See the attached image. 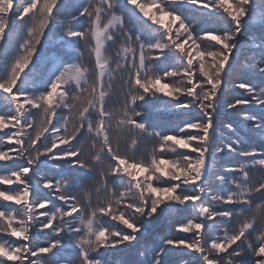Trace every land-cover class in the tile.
Listing matches in <instances>:
<instances>
[{"label": "snow or ice", "instance_id": "6c2138e0", "mask_svg": "<svg viewBox=\"0 0 264 264\" xmlns=\"http://www.w3.org/2000/svg\"><path fill=\"white\" fill-rule=\"evenodd\" d=\"M174 5L195 14L185 15ZM69 6L77 13L71 20L86 17L87 28L71 22L62 27L59 13ZM212 14L220 27H199L203 16ZM257 14L264 29V0H0V132L14 129L0 137V149L5 143L17 146L0 150V162H23L11 170L0 167V185H17L0 190V201L19 206L0 203V233L15 238L0 240V264H62L61 253L68 248L78 251L77 259L66 264H108L102 250L135 247L147 223L178 206L184 215L176 231L193 233V238L145 246L137 264H165L168 246L188 250L192 259L181 264H253L250 257H259L254 264H264V176L254 182L250 174L264 172V145L254 146L255 134L264 140V30L259 37L247 35ZM57 29L58 42L68 51L79 52L77 45L89 42L94 69L56 57L38 83L33 58L40 60L38 46ZM21 33L22 42L9 58L5 46ZM117 39L114 60L106 45ZM245 48L252 55L242 70L258 74L260 85L232 82L250 99L229 100L236 53ZM164 62L167 67H161ZM125 72L123 102L110 111L106 105L114 81ZM162 97L169 98L167 110H183L188 117L171 134L144 122L148 105ZM253 104L260 108L258 116L238 108ZM63 109L67 116L58 113ZM229 110L240 113L248 140L225 121ZM221 129L235 139L228 142ZM86 134L94 149L89 160L81 159ZM143 138L157 143L147 157H137ZM122 139L130 140L124 152ZM225 153L245 160L221 165V174L218 158ZM50 162L68 172L87 170L84 175L100 166V180L92 189L70 175L53 181L42 174ZM45 189L63 205L54 203ZM256 194L261 202L253 207ZM241 217L237 230L224 226ZM253 233H258L254 242Z\"/></svg>", "mask_w": 264, "mask_h": 264}, {"label": "trees", "instance_id": "16d2710c", "mask_svg": "<svg viewBox=\"0 0 264 264\" xmlns=\"http://www.w3.org/2000/svg\"><path fill=\"white\" fill-rule=\"evenodd\" d=\"M174 7H179L181 9V11L185 15H188V16L195 14L186 6L174 5ZM192 8H195V6H192ZM203 12L207 13L208 10H203ZM69 13L66 9H64L63 11H61L59 13V16L61 17V19H63L65 21V24H63V27H67L70 25V22H71L70 16L72 15V10L71 11L69 10ZM75 15H77V13ZM88 26H89V21L87 20L86 17H81L79 19L78 23L74 24V27H77L81 30L87 28ZM199 27L206 28V29H212V28L218 29L220 27V25L215 20V14H212V15H204L203 16V23L200 24ZM258 30L262 31L263 29L261 28L260 22L258 20H255L254 23H251L248 26L247 33L250 34V32H251L253 34H258ZM202 34L203 33H201V35ZM49 36H50V34H49ZM50 38H51V36H50ZM22 39H23V36L21 33L20 38L15 41L14 45H11L10 47L8 45L5 46V47L9 48V53H8L9 58H11L13 55L16 54L18 47H19V44L22 42ZM45 42L46 41H42V44ZM88 43L89 42L81 41L77 45V47L79 48V52H76V51H68V50L64 49L62 45L57 43V41H53V40L48 41V43L44 45V47L46 46V48H45V51H44L42 57L40 58V60L39 61H37L36 59L34 60V62L37 63L36 69L45 68V73L47 74L52 67V65L49 63V61L54 60L56 57H63L69 63L82 62L83 64L87 65L90 69H94V55H92L90 53L89 48H88ZM119 46H120L119 45V39H117L116 44H112L111 42H109L108 45H106L107 54L111 55L114 60H115V54L119 50ZM38 47H39L38 49L41 48L40 46H38ZM236 55H237L238 59L234 64L233 72L231 73L230 77H233L234 79H238V78L243 79V80L242 79L238 80V82L247 81L253 85H260V78H259L258 74L254 75L252 73H249L246 70H242L241 65L244 62V60L246 59V58H244V55H242L241 53H236ZM168 63L169 62H164L161 65V67H167ZM121 76L126 77L127 72L118 75L114 81V93H113L112 98L109 99V101L106 105V107L110 111H116L123 102V90L121 87ZM37 79H38V83L42 81V80H40L39 76H37ZM170 79H176V78H170ZM165 82H169V81L166 80ZM13 91H15V89H13ZM235 91H236L238 97L250 99V97L248 96L247 93H245L247 95V96H245L244 94L240 93L239 89H236ZM183 99H185V98H183ZM167 100H168L167 98L162 97V99L156 100V102H154V103H150L148 105L147 110L144 112V117H145L144 122L148 123V124L158 125L157 130L168 131L169 134H171V132L169 130L174 129V127L177 123H179L182 119H187L188 117L183 115V110H167V106L164 103V101H167ZM138 103L142 104L143 102H138ZM2 107L3 106H0V108H2ZM238 108H243L244 110H249L251 114H256L257 116L259 115V112H260L259 106L254 105V104L250 105V106H241ZM229 112H231L233 114H237V116L233 120H231L229 118V120L227 122H232L233 126L235 128H237L240 136L243 137L245 140H248L249 135H248L247 129L241 128L239 125V121L241 119L240 113L237 110H230ZM64 113H65V116L68 115L67 110H65ZM198 114H199V112L197 110L196 115H198ZM137 119H140V118H137ZM224 119L226 121V116ZM113 129L114 130H113L112 135H113V137H115V135H116L115 121L113 122ZM69 130H71V129L69 128ZM221 131L223 132V134L226 137H229L228 142H231L232 139H235V137L231 133H229L227 129H221ZM1 133L2 132H0V137H3L5 134L1 135ZM129 143H130V140H123V139L121 140L120 149L122 152H124L126 150L127 144H129ZM156 143L157 142L154 139H149V138L141 139V141L137 147V150H136L137 157H140V156L147 157L150 154L153 146L156 145ZM82 144L85 148V153H84V156L81 157V159L89 160L91 153L94 151V149L91 148V137H88L86 134L84 139L82 140ZM12 145L13 144H6L5 143V144H3L2 149H0V150H8V149L14 148L13 146L17 147L16 145H13V146ZM262 145H264V140L261 139L259 134H255L254 146L260 148ZM98 146L99 145H97V147ZM244 160H245V158H233V157H230L228 154L225 153V154H222L218 158L217 166H221V165L232 166L233 164H236L238 161L243 162ZM19 163H23V162L22 161L0 162V167H4L5 165H7V168L12 169V168H15L16 165ZM106 164H107V159H105V166H106ZM218 169L223 171L222 168H218ZM46 171H47V173L50 174L52 170L49 166H47L42 171V174L46 178H49L48 177L49 174H47ZM56 171L57 172H54V176L52 178H49V179H52L53 181H55L57 179H61L65 175L74 176V177L78 178V181H82V184H85V186L88 189L93 188V187L89 186V183L96 179V176L93 174H92V177H88V176L84 177L82 174H84V172L87 170L68 172L66 169H64V170L56 169ZM55 173H57L58 176H55ZM250 174H251L254 182H259L261 177L264 176V172H261L260 170H253ZM2 189H4V186L0 185V190H2ZM5 189H7V188H5ZM43 191L48 192L49 198L54 203H56L57 205H63L64 202L58 201L56 199V196L54 194H52L51 192H49V190L45 189ZM254 202L255 203L253 204V207L255 206L256 203H260L261 200L260 199L258 201L254 200ZM0 203L3 204L2 201H0ZM49 207H51V205H49ZM181 207H183V206H178L177 208H173L171 211L161 213L158 215V217L156 218L155 221H151V222L147 223L146 226L143 228L142 233L139 236L138 242H133L135 244V247H125L124 245H120V246H118L117 249L102 250L103 252H105V259L108 261V264H122L125 260H128V263H126V264H130L129 262H131L132 260H136L137 258L141 259L139 253H140V251L144 250L145 246H148L149 248L157 246V245L159 247H163L162 242L167 238L173 237V235H172L173 233H169L168 228L170 227L171 224L173 226H174V224H175V226L177 225L178 220L176 219V217H174V214H176V215L179 214L180 213L179 209ZM225 207H227V206H225ZM171 218H173L174 220H171ZM242 220H243V217H241L239 219L234 218L233 221L231 223H229L228 226H225V227H227L230 231H233V230H235V226L239 227ZM115 223H117V222H115ZM257 228L259 229L258 226H257ZM47 231L48 230H45V232H47ZM256 234H258V233L252 234L251 239L253 240V242L255 241V235ZM72 238L74 239L75 237L73 236ZM46 239H47V237H41V240H46ZM144 239H147V241H145ZM17 243H20V241H17ZM159 247L156 248L157 251H159ZM77 251L78 250L74 251L71 248L65 249L61 253L62 264H66V262L68 260H73V261L76 260L77 259ZM181 251H182L181 249H173L172 247H168V253H167V255L164 256L165 264H174L175 260L173 258L171 259V256L176 255V253H178L180 255ZM185 251L188 252L187 249ZM191 258H192V256H190L189 260H191Z\"/></svg>", "mask_w": 264, "mask_h": 264}, {"label": "rangeland", "instance_id": "374dc122", "mask_svg": "<svg viewBox=\"0 0 264 264\" xmlns=\"http://www.w3.org/2000/svg\"><path fill=\"white\" fill-rule=\"evenodd\" d=\"M122 2H123V0H122ZM68 3L69 4H71V3H74V1L73 0H68ZM64 9H66L67 11H68V13H69V10L71 11L72 10V15L70 16V18L73 16V15H75L76 14V12H75V9L73 8V7H71V6H69V7H65ZM64 9H62L61 11H63ZM55 11V10H54ZM70 14V13H69ZM251 15V14H250ZM29 18L26 16L25 17V20H28ZM256 20H258L259 21V14H257V16H256ZM64 21V20H63ZM75 23H78L77 21H72L71 20V26H73L74 27V24ZM64 24H65V21H64ZM62 27H63V25H62ZM264 30V29H263ZM257 33V32H256ZM260 33H261V31H259L258 30V34H253V33H251L250 32V34L249 33H247V35H249V36H256V37H259V35H260ZM59 34H61L60 33V29H57L56 30V33L55 34H50V36H51V38L48 40V41H51V40H53V41H57V43H59L58 42V36H59ZM24 34L22 33V36H23ZM242 39H246V37H241ZM18 40V39H17ZM48 41H46L45 43H43V47L42 48H40L39 49V51H38V55L40 56V58L42 57V55H43V53H44V51H45V48H46V46L44 47V45L45 44H47L48 43ZM15 43V42H14ZM14 43H12L11 45H14ZM60 44V43H59ZM61 45V44H60ZM204 46H207V44H205ZM39 48V47H38ZM242 55H244V58H246L247 59V57L249 58L251 55H252V51L250 50V49H248V48H245L242 52H240ZM34 60L36 59V57H34L33 58ZM249 62H251L250 60H249ZM32 66L31 65H29V68H31ZM25 71H27V69L25 70ZM36 76H39L40 77V80H43V78H46V73H45V68H41V69H36ZM242 78H238V79H234L233 77H230V82H229V84L227 85V90H226V95H227V97L229 98V100H234V99H236V98H242V97H238V95H237V93H236V88H233L232 87V82H236V83H239L238 82V80H241ZM243 80V79H242ZM239 91H240V93L241 94H244L245 96H247L246 94H245V92H244V90L243 89H239ZM242 96V95H241ZM163 98H167V99H169L168 97H163ZM184 97H181V99H183ZM238 107H241V106H238ZM66 109H63V110H58V113H62L64 116H65V113H64V111H65ZM34 113L35 112H37V110H32ZM230 111V110H229ZM198 115H200V114H198ZM239 115V114H238ZM237 116V114H233V113H231V112H228L227 113V115H226V121H228L229 120V118L231 119V120H233L235 117ZM33 118H38V117H33ZM54 123H56L55 122V120H54ZM11 131H14V129H4L3 131H2V133H1V135H4L5 133H11ZM31 131V130H30ZM14 145V144H13ZM12 145V146H13ZM14 148H15V146H13ZM181 151H187V150H181ZM73 159H75V158H73ZM52 163L53 162H50L49 163V167L51 168V173L49 174V173H47V171H46V173L47 174H49L48 175V177L49 178H52L53 176H54V172H57L56 171V169L57 168H54V167H52ZM99 167L100 166H97V169H96V171H93V172H91L89 175H84V174H82L84 177H86V176H88V177H92V174L93 175H95L96 176V179L94 180V181H99L100 180V177L98 176V170H99ZM218 168H221L220 166H217ZM8 170H11V169H9L8 168ZM80 171V170H79ZM220 172H221V174H223V171L222 170H220ZM55 176H58V174L57 173H55ZM94 181H92V182H90L89 183V186L90 187H93L94 186ZM79 183H82V181H78ZM4 186V189L5 188H12V189H16L17 188V185H15V184H13V185H3ZM215 186V185H214ZM4 189H2V190H4ZM52 193V192H51ZM52 194H54V193H52ZM77 195H79V196H83V192L82 191H80V190H77V193H76ZM93 196H95V193L93 192ZM254 200L256 201H258L259 200V194H257L256 196H254ZM255 203V202H254ZM3 204H11V202H3ZM11 206L13 207V208H17V207H19V206H17V205H15V204H11ZM227 207H229V206H227ZM232 207H234V206H232ZM238 210V209H237ZM182 215H184V213H179V214H174V217H176V219L177 220H179V218L182 216ZM246 215H247V213H246ZM156 219H153V220H151V221H155ZM171 220H174L173 218H171ZM115 223V222H114ZM229 225V223H226L224 226H228ZM173 225L171 224L170 225V227L168 228V231H169V233H173L172 235H173V237L172 238H177V239H179V238H189V239H191V238H193V236H194V234L193 233H183V232H178V231H176V226H175V224H174V226L172 227ZM259 228L261 227V225H257ZM121 227H123V226H121ZM238 229V227H236L235 226V230H237ZM216 235H219V236H222L223 235V232H218V233H216ZM3 239H9V240H14L15 238H11V237H8L7 236V234H4V233H0V240H3ZM243 239V238H242ZM145 241H147V239H144ZM241 242L240 241H238L237 242V244H240ZM164 246V245H163ZM237 245H233V248H235ZM245 247H246V245H244ZM168 247H172V246H168ZM182 251H181V253H180V255L178 254V253H176V255H173V256H171V259L173 258L174 260H175V262H174V264H181V262L182 261H186V260H189V258H190V256H189V254H188V252H186L185 250L186 249H181ZM229 251H231V249H229ZM192 259V258H191ZM250 259L253 261V264H254V260L255 259H259V257H250ZM138 260H139V258H137L136 260H132L131 262H129L130 264H137V262H138ZM126 263H128V260H125L122 264H126ZM8 264H12V262H8Z\"/></svg>", "mask_w": 264, "mask_h": 264}]
</instances>
